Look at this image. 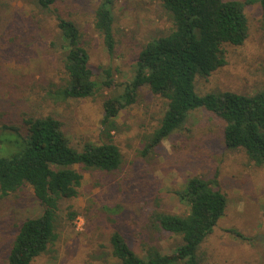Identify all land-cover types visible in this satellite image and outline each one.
Returning a JSON list of instances; mask_svg holds the SVG:
<instances>
[{
	"label": "rangeland",
	"instance_id": "374dc122",
	"mask_svg": "<svg viewBox=\"0 0 264 264\" xmlns=\"http://www.w3.org/2000/svg\"><path fill=\"white\" fill-rule=\"evenodd\" d=\"M101 1L62 0L41 9L35 0H0V125L17 126L23 114L52 112L75 148L104 140L103 101L123 91L142 45L166 34L171 25L158 0H112L115 45L110 55L94 29V11ZM244 13L247 38L239 46H223V67L205 77L195 75L198 95L251 93L264 86V26L258 4L246 6ZM57 16L77 27L94 79L103 80L108 71L112 83L90 98L52 105L44 93L50 85H60L63 77ZM164 107L147 87L138 89L111 132L122 156L120 167L83 173L77 196L58 204L56 241L32 264H116L109 244L114 231L138 255L146 244L170 253L179 239L156 231L148 216L154 210L187 212L176 192L191 176L215 177L227 201L224 215L198 248L199 264H264V167L250 162L242 149H227L223 122L203 110L190 112L182 129L144 153L146 137ZM40 212L28 186L0 199V264L15 226Z\"/></svg>",
	"mask_w": 264,
	"mask_h": 264
},
{
	"label": "trees",
	"instance_id": "16d2710c",
	"mask_svg": "<svg viewBox=\"0 0 264 264\" xmlns=\"http://www.w3.org/2000/svg\"><path fill=\"white\" fill-rule=\"evenodd\" d=\"M35 1L41 9H48L62 0ZM158 4L171 26L166 34L142 45L123 91L103 101L102 142L75 148L63 122L52 112L23 114L17 126L1 123L0 199L28 186L41 207L40 214L15 226L4 264H32L56 241L58 204L77 196L84 172H113L120 167L122 156L111 141V132L116 130L119 112L134 102L141 87L165 105L157 126L146 137L144 153L182 129L190 112L203 110L223 122L227 149H242L250 162L264 167V86L251 93L198 95L194 89L196 74L205 77L226 64L224 45L239 46L247 38L246 6L258 4L264 26V0H158ZM111 6L112 0H102L94 11V29L110 55L115 45ZM56 20L63 77L60 85L48 87L44 99L55 105L90 98L109 87L108 71L103 80L94 79L75 24L61 16ZM176 196L187 212L154 210L148 220L156 231L175 235L179 244L166 254L146 244L138 255L114 231L109 244L116 264H199L198 248L224 215L225 195L215 177L191 176Z\"/></svg>",
	"mask_w": 264,
	"mask_h": 264
}]
</instances>
